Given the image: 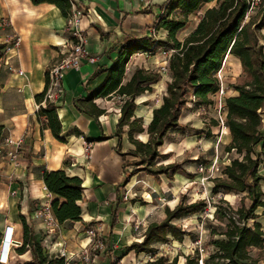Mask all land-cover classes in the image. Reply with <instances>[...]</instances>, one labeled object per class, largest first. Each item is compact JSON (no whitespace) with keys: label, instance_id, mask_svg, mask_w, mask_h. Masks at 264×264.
Wrapping results in <instances>:
<instances>
[{"label":"crops","instance_id":"1","mask_svg":"<svg viewBox=\"0 0 264 264\" xmlns=\"http://www.w3.org/2000/svg\"><path fill=\"white\" fill-rule=\"evenodd\" d=\"M163 1L81 0L84 12L81 27L87 38L86 49L95 61L83 59L78 69L66 70L59 85L51 89L61 123L59 136L63 140L60 141L49 128L42 126L37 116L38 108L45 107L48 99L44 97L37 101L35 96L44 90L45 71L65 56L63 51L71 41L66 29L67 16L52 3L0 0V44H4L0 48V126L3 127L0 141V253L1 250L3 254L8 251V248L4 250L2 242L6 232L19 243L10 252L11 264L32 259L30 250L21 254L16 252L22 243L20 214L49 254L57 253L62 247L70 254L76 253L89 241L86 229L89 226L98 228L107 244L105 249L96 252L89 262L72 258L67 264H122L134 251H125L123 259L116 261L111 251L113 243L125 249L132 242L142 240L146 227L142 228L141 238L137 240L133 238L135 232L131 224L125 223L130 206L123 192L132 175L126 181L129 172L125 157L130 154H122L134 149V144L128 139L127 125L116 134L121 97L109 94L89 100L87 96L101 85L107 74L106 68L113 64L127 37L156 35L162 31L156 32L153 25ZM15 39L18 44L12 45ZM6 46H10L7 51ZM141 55L148 57L147 62L136 61ZM153 56L146 52L131 55L123 80L135 66L156 70L158 66L152 60ZM161 80L153 85V90L160 85L165 93L169 73L167 79L162 76ZM145 94L135 98L134 114L137 117L145 118L146 101L141 99ZM161 96L157 104L149 108L146 120L142 119L144 131L134 135L142 142L148 139L146 127L152 109L161 103ZM98 109L102 113H97ZM181 117L180 123H186L181 122ZM262 126L264 131V120ZM221 138H224L223 143L230 142L227 127ZM57 169L79 177L83 186L79 201L81 219L59 223L58 231L49 230L43 219L35 215L36 210L47 202V197H50L49 202L54 197L44 185L43 172ZM133 199L135 206L137 199ZM113 209L116 216L111 226ZM136 211L140 217L139 209ZM14 251L15 256L12 255Z\"/></svg>","mask_w":264,"mask_h":264},{"label":"trees","instance_id":"2","mask_svg":"<svg viewBox=\"0 0 264 264\" xmlns=\"http://www.w3.org/2000/svg\"><path fill=\"white\" fill-rule=\"evenodd\" d=\"M31 2L52 3L63 15L68 16L70 13L68 0ZM212 2L198 16L197 23L188 35L183 40L177 38V32L188 23L189 15L197 13L204 5ZM253 8L255 10L251 12ZM153 28L156 32L161 29L165 32L164 36L150 34L127 37L113 64L106 68L107 74L103 82L87 98L92 100L109 94L121 97L116 134L127 125L128 139L134 144V149L122 156L130 154L138 157L137 165L143 164L141 169L151 176L176 173L182 169L181 163L177 161L155 165L158 157L165 160L170 156V152L161 153L158 148L169 131L185 128L179 119L183 110L189 107V102L195 106L211 103V95L220 86L217 72L221 69L226 54L238 58L248 80L232 85L236 93L224 97L225 125L231 137L224 149L226 152L233 151L235 155L221 169L220 175L212 180L211 190L214 194H241L240 206L233 208L226 199L219 196L212 204V217L216 223L211 227L214 235L209 240L211 250L202 257L200 248L195 247L191 253L184 255L181 264H264V261L259 262L250 252L251 248L258 247L263 242V228L256 210L264 207V191L261 188L264 176L259 172L264 161V131L261 128L264 120V45L259 42L258 35L264 28V0H164ZM2 47L4 44H0V48ZM159 49L172 50L167 57L166 66L170 80L165 83V93L161 96L160 105L152 109L151 119L146 127L148 139L142 142L134 137L144 131L142 118L134 114L137 107L135 98L153 91V85L162 78L161 69L150 70L135 66L125 81L124 71L134 53L154 54ZM45 78L44 90L35 96L37 101L47 98L48 69L45 71ZM97 113H102V110L98 109ZM37 116L42 121V126L49 128L58 140H63L59 136L61 123L57 105L53 101L48 99L45 107H39ZM2 130L3 127L0 126V141ZM200 159L198 156L192 161ZM131 175L132 173L126 175V181ZM43 182L54 195L50 208L56 221L63 223L80 220L82 180L77 176L67 175L63 169H57L44 171ZM207 208L205 199H182L172 208L164 206L165 216L161 220L149 222L142 240L128 245L126 253L133 250L136 254H154L156 244L169 240L181 242L185 236L196 241L197 232L184 229L177 221L192 214H204ZM115 216L113 209L111 226L114 225ZM19 219L22 224V243L16 248V252L21 254L30 250L32 254V259L22 264H66L64 257L49 254L44 249L41 239L34 234L23 215L20 214ZM177 261V255L170 261L164 256H156L150 264H178Z\"/></svg>","mask_w":264,"mask_h":264},{"label":"rangeland","instance_id":"3","mask_svg":"<svg viewBox=\"0 0 264 264\" xmlns=\"http://www.w3.org/2000/svg\"><path fill=\"white\" fill-rule=\"evenodd\" d=\"M212 4L213 2L207 3L197 13L190 14L186 26L177 32V38L183 40L197 23L198 16L203 12L204 8ZM254 10L255 8L251 12ZM258 35L259 42L264 45V28L258 32ZM156 36L163 37L164 33L162 31L160 33L157 32ZM153 55L152 60L161 69L163 79H167V53L164 49H159ZM147 60V56L141 55L136 61L144 63ZM217 78L224 89L225 97L236 93L232 85L242 84L248 80V76L242 71L238 58L231 54H226L224 57L221 69L217 72ZM162 88L160 85L155 86L152 93L146 92L145 97L142 96L141 99L146 101L143 111L147 110L143 112L145 118L143 117L142 119L144 121L146 120L149 108L156 105L160 96L164 93V88ZM211 98H215V96L212 95ZM187 105L189 107L183 110L181 117V122H186L184 123L185 128L169 131L164 137L163 144L158 148L161 153H167L170 150L169 158L163 160L161 157H158L155 160V165L177 161L181 163L182 169L176 173L160 174L158 177H155L147 174L144 169H141L143 168V164L137 165L139 161L138 157L126 156L125 162L128 166V172L132 173V176L123 192V197L126 196L125 200L129 204L128 206H130L125 223L129 222L131 224L135 232L132 233L133 238L137 240H140L142 230L134 229L136 222H143L147 225L151 221L161 220L165 216L164 206L172 208L182 199L186 201L205 199L208 203V208L204 214H192L177 221L184 229L197 232V240L193 241L189 236H185L181 242L169 240L166 243H158L155 245L156 252L154 254L144 252L136 254L135 252H131L129 257L122 261V264H150L156 256H164L170 261L176 255L178 259L177 263L181 264L184 261V255L191 253L195 247L200 248L201 256L204 257L211 250L212 246L209 244V240L214 237L211 233V227L216 222L212 217V204L219 196H222L231 207L238 208L240 206L241 194L232 192L214 194L211 190L213 185L212 180L220 175L221 169L235 155L233 151L226 152L224 149L230 142L228 144L223 143L224 138H221L222 134L219 135L217 131L215 121L217 109L211 105L207 108V113L204 114L200 106H195L191 102ZM198 156L201 157L200 161H192ZM259 172L264 176V161L259 167ZM261 188L264 191V179L261 181ZM132 198L137 199L135 206L133 205V201H131ZM49 200L50 197H47V202ZM245 201L249 203L248 200ZM138 209L140 217L136 213ZM256 212L259 214V220L263 228V242L258 247L251 248L250 252L254 258L261 262L264 261V207L257 208ZM98 236L99 238L101 237L99 231ZM105 243L104 241L106 247L107 244ZM61 249L60 251H56L57 253L55 254L60 255ZM111 251L113 252L114 260L118 261L119 258L123 259L126 250L123 246L118 245V243H113ZM12 255L15 256V251L12 252Z\"/></svg>","mask_w":264,"mask_h":264},{"label":"built area","instance_id":"4","mask_svg":"<svg viewBox=\"0 0 264 264\" xmlns=\"http://www.w3.org/2000/svg\"><path fill=\"white\" fill-rule=\"evenodd\" d=\"M70 5V13L67 16L66 29L69 33V37L71 39L70 43L64 49L65 56L52 65L48 69L49 75V91H47V98L50 101H53L55 95L51 93V89L55 88L59 85V81L64 76V72L68 69H78L82 63L83 59H87L89 62H94L95 58L88 56V52L86 49V34L84 33L83 28L81 27L82 20L84 17L83 7L81 4V0H68ZM145 2H150L151 0H142ZM11 41V39L9 40ZM9 43V42H8ZM18 44V40L12 43V45ZM10 45V44H9ZM5 51L10 49V46L5 47ZM172 50H165L167 55L171 53ZM215 98H211V103L207 105H201L200 108L204 114L207 113V108L211 105L217 109V116H215L219 135L222 134V131L226 128L225 120H226V111L224 108V89L220 84L217 92L212 94ZM193 98V96H192ZM89 147V144L86 145V149ZM126 198V196L124 197ZM35 215L39 218L43 219L45 226L49 230H59L60 224L56 221L52 210L50 208V202H46L44 205L39 207L36 210ZM146 227L143 222H136L134 225L135 230H142V228ZM8 233V231H7ZM86 235L89 238V241L86 245L82 246L81 249L74 253L70 254L65 250L64 247L61 249L60 256L64 257L66 264L69 259L79 258L85 262H89L93 259L94 254L98 251H102L105 248L104 240L98 236V228L89 226L86 229ZM3 248L8 251L3 254L2 250L0 253V264H11L10 263V252L13 247L19 245L12 236H8V234H4L3 239ZM7 242V243H6ZM6 248V249H5Z\"/></svg>","mask_w":264,"mask_h":264}]
</instances>
